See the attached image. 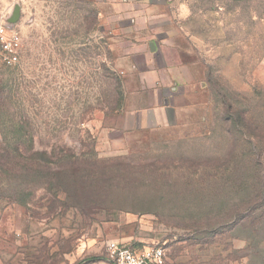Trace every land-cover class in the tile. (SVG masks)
Here are the masks:
<instances>
[{
    "label": "rangeland",
    "instance_id": "1",
    "mask_svg": "<svg viewBox=\"0 0 264 264\" xmlns=\"http://www.w3.org/2000/svg\"><path fill=\"white\" fill-rule=\"evenodd\" d=\"M0 12L25 40L19 64L0 65V150L15 161L0 264H113L110 241L163 248L169 264H264V0ZM134 112L154 115L138 128ZM27 156L55 163L27 175Z\"/></svg>",
    "mask_w": 264,
    "mask_h": 264
},
{
    "label": "built area",
    "instance_id": "2",
    "mask_svg": "<svg viewBox=\"0 0 264 264\" xmlns=\"http://www.w3.org/2000/svg\"><path fill=\"white\" fill-rule=\"evenodd\" d=\"M25 48L23 35L0 12V65L13 67L19 64ZM107 253L113 264H169L160 247L134 248L126 243L110 241Z\"/></svg>",
    "mask_w": 264,
    "mask_h": 264
},
{
    "label": "trees",
    "instance_id": "3",
    "mask_svg": "<svg viewBox=\"0 0 264 264\" xmlns=\"http://www.w3.org/2000/svg\"><path fill=\"white\" fill-rule=\"evenodd\" d=\"M94 15H95V12H94ZM96 18H97V14H96ZM94 25L96 24L94 23ZM123 101H124L123 100V82L121 78L117 77L116 84L114 86V100L112 101V104L109 107V110L112 113H116V112L119 113L120 109L122 108ZM43 154L47 155L48 153L45 152ZM13 163H15V161H14L12 154L9 152L0 150V179L7 175L9 176L11 175L13 171V166H14ZM54 163H55V160L52 157H47L44 160H38V159H35L34 157L27 156L23 158L21 157V159L19 160V164L21 168L24 171H26L25 173L27 175L32 170V165L38 166V164L39 165L40 164L49 165V164H54ZM133 247L135 248V246Z\"/></svg>",
    "mask_w": 264,
    "mask_h": 264
},
{
    "label": "crops",
    "instance_id": "4",
    "mask_svg": "<svg viewBox=\"0 0 264 264\" xmlns=\"http://www.w3.org/2000/svg\"><path fill=\"white\" fill-rule=\"evenodd\" d=\"M151 52H154V51L151 50ZM166 71L168 73V70H166ZM123 72H125V71H123ZM168 77H169V75H168ZM147 79L150 82L148 84V86L151 87V88H155L156 82H157V78H155L153 76L152 72H151V76L147 77ZM150 97L151 98L155 97L154 92H150ZM152 115H154V114H149V113H145V112H141V113L140 112H134V113L127 114V119L129 121L133 122L134 127L137 126L138 128H145L146 126H148L150 118L152 117ZM122 243H124V242H122ZM126 244H128V243H126ZM128 245H130V244H128ZM130 246H132V245H130ZM135 248H137V247H135ZM142 248H139V249H142Z\"/></svg>",
    "mask_w": 264,
    "mask_h": 264
},
{
    "label": "water",
    "instance_id": "5",
    "mask_svg": "<svg viewBox=\"0 0 264 264\" xmlns=\"http://www.w3.org/2000/svg\"><path fill=\"white\" fill-rule=\"evenodd\" d=\"M150 47H151V50L152 51H155V46L152 43H151V46Z\"/></svg>",
    "mask_w": 264,
    "mask_h": 264
}]
</instances>
